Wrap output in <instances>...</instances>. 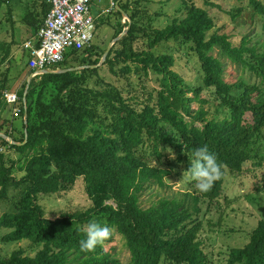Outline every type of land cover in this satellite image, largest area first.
<instances>
[{
	"label": "trees",
	"instance_id": "trees-1",
	"mask_svg": "<svg viewBox=\"0 0 264 264\" xmlns=\"http://www.w3.org/2000/svg\"><path fill=\"white\" fill-rule=\"evenodd\" d=\"M11 1L0 0V33L6 24L10 36L4 41L0 34V111L19 108L18 117L23 119L26 114L27 125L22 122L20 137L14 138L9 133L14 122L0 118V201L8 199L11 189L21 196L14 203L16 212L1 219L0 229L13 230L5 236L8 241L23 239L41 248L34 256L23 250L0 255V264H119L103 245L94 252L80 250L84 229L92 221L109 226L125 240L131 264H206L193 216L199 213L202 200H213L219 194L227 173L240 177L255 157L252 148L264 129V51L250 46L249 37H242L235 46L226 34L208 35L212 21L199 9L157 29L151 17L131 7L135 0H116L117 16L125 14L130 26L102 66L124 87L106 83L99 75L102 68L92 67L99 61L89 63L97 57V47L91 46L72 51L65 62L49 68V73L31 77L16 101L8 103L4 95L11 90L17 48ZM249 3L264 20V3ZM49 10L43 0L21 17L30 38L43 26ZM126 27L128 23L120 22L115 37ZM262 28L264 31V23ZM169 42L191 45L201 69V87L189 86L171 70L172 56L155 54L159 45ZM79 53L86 55L88 63L79 71L60 73ZM27 58L25 68L30 77L28 52ZM223 59L257 82H226ZM151 75L158 87L147 91L145 81ZM52 87L55 92L50 93ZM204 89L213 90V101L228 111L227 117L209 118L211 100L201 96ZM235 89L241 92L235 94ZM162 146L174 149L187 161L196 148L206 146L221 166V179L207 192H186L180 199L143 209L140 197L144 190L150 185L164 186L171 175V170L162 166ZM16 171L22 173L20 178L14 176ZM79 178L85 182L91 205L47 219L38 197H61ZM226 264H264V221L251 231L243 247L229 252Z\"/></svg>",
	"mask_w": 264,
	"mask_h": 264
},
{
	"label": "rangeland",
	"instance_id": "rangeland-1",
	"mask_svg": "<svg viewBox=\"0 0 264 264\" xmlns=\"http://www.w3.org/2000/svg\"><path fill=\"white\" fill-rule=\"evenodd\" d=\"M135 1L131 7L138 8L140 12L151 17L154 28L164 29L173 20H183L187 18L193 9H199L205 12L206 16L212 21V28L208 35L214 32L226 34L235 46L239 44L242 37H249L251 40L250 46L264 51V31L262 28L264 20L255 14L249 0H138V4L137 0ZM259 1L264 3V0ZM39 2H42V0H12L10 3L16 12L17 34L15 40L17 42L15 41V46L17 48H15L16 51L14 50L10 73L12 84L8 93L15 94L16 97L17 93L24 90L25 84L31 78L26 73L25 66L28 58L24 44L32 38H30L28 31H25V27L22 26L21 17L25 16L27 10H32L35 3L38 6ZM114 2L116 5L119 4L116 0ZM108 8V1L103 0L102 10L106 11ZM234 14L235 16H232ZM100 19L101 21L96 24L95 36L91 45L97 47V57H93L89 63L98 59L99 63L92 67L102 68L99 72L101 78L106 83L115 84L121 88L124 87V84L118 82L116 78L107 72L106 67L102 66V60L108 48L112 46L117 38L115 34L118 24L120 22L122 25L128 23V26H130V21L125 14L121 18L117 16L115 9L109 10ZM7 30L9 28L5 24L0 33L4 41L10 40ZM154 51L156 55L167 54L172 56L174 66L171 70L177 73L189 86H202L200 65L191 49V45L169 42L159 45ZM215 55H217L216 52ZM85 56L84 53H79L78 57H74L67 62L66 69L79 68L78 71L81 70L83 63H88V60L84 61ZM222 63L226 82L231 84L243 83L245 85L257 82L248 72L242 70L233 62L223 59ZM131 79L135 80L134 77ZM90 84L93 86L94 81L91 80ZM145 86L147 91L156 89L158 87L156 77L149 76L145 81ZM53 88L49 89L50 93L55 92ZM212 91L204 89L201 96L211 100L209 106L211 115H209V118L215 116L218 120H221L229 114L227 110L217 107L216 102L213 101ZM240 92L241 90L238 89L234 91L235 94ZM192 108L196 109L197 105L193 104ZM16 109L19 110V108ZM216 110H219L218 114ZM0 118L1 120L7 118V120L14 122V126L9 129V133L14 138H19L24 117L23 119L15 117L13 111L5 108L0 111ZM12 127L15 129H12ZM7 140L9 143L12 142L9 138ZM169 149L174 154V159L170 158ZM161 150L164 153L162 166L171 170V175L165 178L164 186L150 185L144 190L140 197V205L143 209L157 206L162 201L180 199L181 195L186 192L199 193L195 182H190L187 179L185 171L190 167V162L180 157L172 148H163L162 146ZM2 151L0 149V152ZM252 153L255 157L244 166L243 174L240 177H235L227 173L219 194L213 200H202L199 213L193 216V223L199 226L197 240L200 242L206 256V264H226L229 252L232 249L243 247L248 242L251 231L257 227L260 221H264V129L256 136ZM6 154L13 155L12 152ZM14 176L20 178L22 173L16 171ZM20 197L18 191L11 189L8 193V199L0 201V222L5 215L16 212L14 203ZM37 203L43 209L44 216L47 219L54 220L64 213L87 209L91 205V199L86 192L84 180L79 178L72 190L65 195L61 197L56 195L40 196ZM109 203L110 201L106 202V204ZM12 231L11 229H0V240L5 238L0 243V255L2 257L9 256L15 250H23L25 255L34 256L40 250V246L32 245L27 240H6L5 236ZM103 247L119 264H131L126 242L114 229H112L110 241L105 242Z\"/></svg>",
	"mask_w": 264,
	"mask_h": 264
},
{
	"label": "built area",
	"instance_id": "built-area-1",
	"mask_svg": "<svg viewBox=\"0 0 264 264\" xmlns=\"http://www.w3.org/2000/svg\"><path fill=\"white\" fill-rule=\"evenodd\" d=\"M107 1L109 8L103 11V0H47L50 10L43 26L33 39L24 44V49L30 55L32 77L62 64L72 51L91 47L96 21L109 10L117 8L114 0ZM4 98L8 103H14L17 99L12 93H5ZM13 113L18 117L20 110L15 109Z\"/></svg>",
	"mask_w": 264,
	"mask_h": 264
},
{
	"label": "clouds",
	"instance_id": "clouds-1",
	"mask_svg": "<svg viewBox=\"0 0 264 264\" xmlns=\"http://www.w3.org/2000/svg\"><path fill=\"white\" fill-rule=\"evenodd\" d=\"M168 151L170 158L174 159L171 149ZM188 160L190 167L185 171L187 179L190 182L194 181L199 191L207 192L211 190L214 183L221 179V166L216 156L206 146L196 148L188 157ZM84 232L85 238L80 241L82 252H94L98 246H102L112 235V229L109 226L96 221L88 223Z\"/></svg>",
	"mask_w": 264,
	"mask_h": 264
},
{
	"label": "water",
	"instance_id": "water-1",
	"mask_svg": "<svg viewBox=\"0 0 264 264\" xmlns=\"http://www.w3.org/2000/svg\"><path fill=\"white\" fill-rule=\"evenodd\" d=\"M117 6H118V5H117ZM117 9H118V7H117ZM128 29H129V26H128V28H127L126 31H128ZM126 31H124L121 35H119V36L114 40L112 46H114V45L116 44V42H117L118 40H120V39L126 34ZM112 46H110V47L108 48L107 52L105 53V55H104V57H103V60H102V63H104V61H105L107 55L109 54V51L111 50ZM78 69H79V68L65 69V70L60 71V73L74 72V71H78ZM49 72H50V71H45L43 74H47V73H49ZM31 77H32V76H31ZM30 80H31V78H30L29 81H28V85H29ZM28 85H27V87H26V91H27V89H28ZM24 123H25V125H27V115H26V114L24 115ZM24 134H25V142H24V143H26V142H27V137H28V135H27V130H26V129H25V131H24Z\"/></svg>",
	"mask_w": 264,
	"mask_h": 264
},
{
	"label": "crops",
	"instance_id": "crops-1",
	"mask_svg": "<svg viewBox=\"0 0 264 264\" xmlns=\"http://www.w3.org/2000/svg\"><path fill=\"white\" fill-rule=\"evenodd\" d=\"M43 1V0H42ZM30 6L32 5V3L31 4H29ZM33 8H34V6H33ZM38 10H40V8H37ZM93 11L95 12L96 10H95V8L93 9ZM15 15H16V12L14 11V20L16 19V17H15ZM33 39V38H32ZM31 40V39H30Z\"/></svg>",
	"mask_w": 264,
	"mask_h": 264
}]
</instances>
